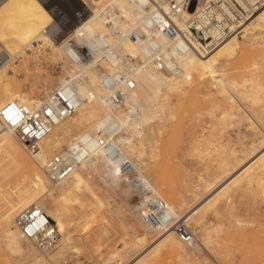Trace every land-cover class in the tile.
Instances as JSON below:
<instances>
[{"label": "bare ground", "instance_id": "obj_1", "mask_svg": "<svg viewBox=\"0 0 264 264\" xmlns=\"http://www.w3.org/2000/svg\"><path fill=\"white\" fill-rule=\"evenodd\" d=\"M70 1L76 4L69 7L72 10L82 4H97L103 0ZM114 2L124 16L136 15L132 12L129 0ZM189 13L190 10L183 15L188 16ZM87 18L84 27L88 34L103 29L99 18L90 13ZM51 19L41 0H0V52L9 55V60L0 65V108L11 100H18L29 106L39 104L63 80L64 75H58L55 84L51 85L49 79H46V84L42 83V92L36 94L34 88L37 86L38 68L35 67L34 81L28 87L29 60L32 57L36 59L37 54L60 58L65 73L73 74L77 69L85 76L83 80L77 79V92L85 97L89 92L95 95L84 99L70 116L59 121L39 141V149L35 152L28 151L18 141L15 132L0 122V176L4 179L6 175L13 173L19 180L13 191L5 192L0 198V242L4 246L0 249V259L14 260L17 264H62L64 254L72 251L82 253L85 244L92 251L87 254L98 255L100 264L101 261L103 264H154L158 254H169L184 260L190 258L195 262L203 260L207 263L206 257H199L197 253L201 248L206 249L207 230L215 226L203 223L204 219L200 217L197 225L201 231H205L198 238L196 232L188 227L192 215L200 208H211L213 211L210 209L208 215L211 213L210 217L219 219L233 208L232 198L235 194L241 193L254 182H259L264 175V109L255 111L245 103L248 101L252 105L259 101L264 81L259 80L257 73L246 77L245 69L238 72L241 74V83L229 75L231 68L241 65L254 55H257L258 60H253L252 64H262L264 67V4L241 25V35L232 34L209 49L201 48L195 43L196 50L182 54L170 51L168 70H157L143 55L141 48L127 38L110 39L116 48L141 59V65L134 70L136 84L129 93L127 106L117 111H112L102 98L104 89L100 85L99 70L93 66L73 64L58 42L51 40L43 32L51 24ZM155 39L160 44L166 43L165 37L159 33ZM46 47L50 49L48 54ZM103 66L107 67L106 64ZM206 76L212 77L216 88L211 93L215 107L220 108L221 102L217 94L224 100L237 103L239 107L235 112L232 105L227 107L224 101L221 102L225 117H215L208 134L213 137L214 129L220 126L228 129L229 136L232 133L238 136L244 126L241 127V124L246 123L245 132L249 135H243L247 138L246 142L239 137V147L234 143L224 155L216 152L212 159L217 163L216 171L199 187L190 186L189 193H185L184 190H176L167 184L162 194L150 173L151 167L155 165L153 160H157L160 133L170 120H176L174 111H177L178 106L194 101V95L203 85L202 79ZM40 94L41 99L38 98ZM107 128L113 129L114 135L107 134ZM76 139L82 141L81 148L86 155L76 163L66 178L52 180L45 171L46 161L65 147H72ZM202 139L208 141L207 137ZM221 148V144L219 147H212L215 151ZM204 153L207 156L211 154L206 148ZM3 158L12 162L9 169L2 164ZM125 159H129L133 167L129 173L123 174L119 171L118 164ZM4 185L1 183L0 188ZM217 186L212 195L198 207H193ZM81 188L92 190L89 191L90 194L93 193L91 201L80 195ZM105 191L124 194L138 192L141 197L153 201L156 198L164 200L174 221L183 224L193 234L194 240L190 244L182 242L172 227L162 230L150 228L140 214L138 201L130 200L120 208L116 205L113 208ZM74 199H78L79 207L68 208L67 202ZM32 205L41 208L51 221H55V226L59 227L55 242L42 250L23 236L14 221L18 212ZM203 212L201 210V214ZM112 215L120 217L121 220H118L122 223L121 229L124 227L128 236L123 249L116 248L109 252L110 240L118 238L115 234L117 229L112 228V223L115 222ZM233 221L237 225L243 224L238 217ZM70 224L77 228H74L73 233L76 232L77 238L84 243H77ZM103 250L106 252L103 253ZM7 251L14 255L13 259L8 257Z\"/></svg>", "mask_w": 264, "mask_h": 264}, {"label": "built area", "instance_id": "obj_2", "mask_svg": "<svg viewBox=\"0 0 264 264\" xmlns=\"http://www.w3.org/2000/svg\"><path fill=\"white\" fill-rule=\"evenodd\" d=\"M129 1L135 16H124L114 0L82 4L70 12L61 9L53 0H41L52 18L43 32L58 42L73 64L93 66L99 70L100 85L104 89L102 98L112 111L126 108L129 93L136 84L134 70L141 65V59L116 48L110 39L127 38L141 48L157 70H168L170 51L182 54L196 50L195 43L209 49L232 34L241 35V25L264 4V0ZM188 10L189 15L184 16ZM89 13L101 20L102 30L92 34L86 32L84 25ZM158 33L165 37V45L156 41ZM7 60L9 55L1 51L0 65ZM61 70L63 80L39 104L29 106L11 100L0 108V122L12 129L18 141L30 152L37 151L39 141L59 121L70 116L84 99L95 95L89 92L85 97L77 92V79H85L77 69L73 74L63 73L62 67ZM105 132L109 135L115 133L111 128ZM81 146L82 141L76 139L72 147H65L48 158L45 171L52 180H62L71 173L76 163L86 155ZM118 167L125 174L133 166L129 159H125ZM138 207L142 218L153 230L172 227L182 242L190 244L194 240L193 234L183 224L174 221L164 200L141 197ZM14 221L23 236L39 250L57 239V227L36 205L18 212Z\"/></svg>", "mask_w": 264, "mask_h": 264}, {"label": "rangeland", "instance_id": "obj_3", "mask_svg": "<svg viewBox=\"0 0 264 264\" xmlns=\"http://www.w3.org/2000/svg\"><path fill=\"white\" fill-rule=\"evenodd\" d=\"M53 2L61 9H66L68 12H70L71 10V8H69L70 6L72 5L76 6V4L72 3L70 0H53ZM45 50H46V54H48L50 51L48 47H46ZM47 56L48 57L46 56L44 57V55L42 54H37L36 59H34V57H32V59L29 58L31 59L29 60V62L31 63L29 64L30 71L28 72L29 74L27 79V86L30 87L31 82L34 81L33 78H35L34 77L35 67H37L38 79H36L37 86L34 88V92L36 94L42 92L41 87L46 84L47 82L45 81L46 79H49L50 84L53 85L55 84L56 81L55 78L58 77V75L59 76L62 75L61 74L62 60L60 58H59L60 60L58 58H54V59L53 57L50 58L49 54ZM50 59H52L53 62ZM253 60H258L257 55H254L253 57L249 58L241 65L236 66L235 68H231L229 75L231 74L237 82L241 83L242 82V79L240 77L241 74H238V72L245 69L247 74L246 77L248 76L250 77V75H253V73H257L259 80L264 81V67H262V64H258L257 66H254L252 64ZM202 80L204 83L202 86H200L196 95H194V101L189 103L186 102L184 105L178 106L177 111L176 110L174 111V113L176 112L175 114L177 121L175 119L170 120L167 127L163 129L160 133L161 140H160V145L158 146V156H156L157 160H153V162H155V165L151 167L150 173L154 177L153 178L154 183L159 185L162 194H164L163 191L165 190L167 184L173 186L176 190L179 191L184 190L183 192L186 191L187 193H189L190 186L199 187L200 184L210 179L212 177L213 172L216 171L217 163L214 160H212L216 155V152L220 153L221 155L222 154L224 155V153L227 152L228 147L234 145V143H236L235 145L239 147V142H238L239 137L242 138L244 142H246L245 139L247 138L246 136L243 135L245 133L249 135V133L245 132L246 123L241 124V127L243 125L245 127L243 126L241 130V134H239L238 136H236L235 133H232L229 136L228 129L221 128L220 126H217L216 130L214 129L213 137H211L208 134V129H210V126L212 125V123H214L213 119L219 116L225 117V115L223 116V111H222L223 110L222 108L224 106L223 103L221 104V102L224 101L227 107L232 105L235 108L234 110L235 112H237L239 107L237 103L235 104L231 100H226V99L224 100L223 97H221L218 94L216 96L218 100L221 99L219 105L220 108L215 107L216 103L213 101L211 96V93L216 91L215 85L213 84V79L211 76H206ZM259 95L261 96L259 101L255 102L252 105L248 101H245V103L247 102L251 106V108L254 109L255 111L264 109V90L260 92ZM38 98L40 99L42 98L41 94L38 95ZM205 137L208 138V141H204L202 139ZM220 144L223 147L221 148V150H219L220 152L212 149L213 146H215L216 148V146L219 147ZM205 148L207 150H210L211 153L209 154L210 156L209 155L207 156L204 153ZM221 151L224 152L222 153ZM1 162L2 164H4L5 167H8V169L12 166L11 165L12 162H10V160L6 158H3ZM17 179L18 176L15 177L13 173H9L8 175H6L4 179L2 176H0V180L3 181V182L0 181V184L1 183L2 185L3 183L5 184L3 188L2 187L0 188L1 189L0 198L5 194V192L8 193L14 190V185L17 184L19 181ZM20 184H24V182H20ZM249 187L244 188V190H242L243 192L241 191V193L240 192L238 193L239 195L235 194L233 196L232 200L234 201L233 204L234 206L233 208H231L229 212L230 214L227 212L228 215L225 213L223 216H220L219 219L217 217L216 220L215 217H210L211 213L210 215H208L209 214L208 211L211 208L210 209L200 208L202 212L204 211L202 214L204 213L206 214L205 216L201 214L200 209L196 210L195 213L192 215L191 224L188 227L189 229L194 230L196 232V236L198 238H200L201 237L200 234L205 231L204 229L201 231V229H199L200 226L197 225L198 219L200 217L204 219L203 223H208L210 225L213 224L212 226H215V228H209L207 230L208 234L205 236L207 239L206 249L201 248V250L197 253L199 257L205 256L207 259V263L203 262V260H199L195 262L190 258L189 259L186 258L184 260V259L176 258L172 255L170 256L169 254L168 255L165 254L166 256L165 255L163 256L162 254L160 255L158 254L156 256V259L155 257L152 259V260L154 259L156 260L154 264H264V191H263L264 175L262 176L259 182H254ZM217 188L218 186L215 187V189L213 188L210 192H208L209 195L207 194V196H204L201 200L198 201L199 203L196 202V204H194L193 207L194 208L198 207V205H200V203H202L206 198H208L210 194L212 195V193ZM89 191L91 192L92 190H89L88 188L85 189L81 188L79 193L82 197L84 196V198H86L87 201H91L93 193L90 194ZM107 192L108 191H105V194L107 197H109L108 199L110 203L113 205V208H116V206L121 207L122 204L124 203L126 204L130 200L139 201L141 197L138 192L137 193L130 192L127 194H124L121 191H120L121 193H119V191L110 192V193ZM122 194L125 196V198L127 197L129 200L123 198ZM111 196H113V199ZM120 201H122V203ZM0 203H1V199H0ZM66 206L70 209L72 208V206L73 208H77L79 207V201L78 199H74L73 201L67 202ZM212 211L213 210L211 209V212ZM112 216H113L112 219L115 220L114 224L112 223V228L117 229V230L115 229L116 231L115 230L114 231L116 237L118 238L115 241L110 240L111 241L109 245L110 247H108L107 250L109 252H112L113 249L116 248L123 249L127 244V236H128L127 230L124 227L123 229H121L122 223L121 221H119L121 220L120 217L116 215L115 217L114 215ZM236 217L240 218L243 224L241 225L234 224L233 220ZM53 222L55 223V221ZM68 222L70 223L71 219H68ZM72 225L73 224H70L71 230L73 229L72 230L73 233V231H75L74 228L76 227L73 228L74 225L73 226ZM56 226L58 229L59 228L58 225ZM89 232L91 233L92 230H89ZM75 234H76L75 237L77 238L76 232L73 233V237ZM76 238H74V240ZM79 239L80 238L76 239V241H78L77 242L78 244L84 243L82 239L80 240ZM199 241H201V239L196 240V243H198ZM2 245L3 244L0 242L1 250L4 248V246ZM83 247L82 249L84 251L82 253H76L72 251L70 253L64 254L62 257V264H81L84 262L87 264H100L99 262L100 260L97 259L98 255L93 254V256L92 255L89 256V254L87 253L90 251V248L88 246L85 247V244L83 245ZM90 252L92 253V251ZM102 252L104 253L106 252V250H103ZM7 254L9 258L11 259L14 258V255L12 253L7 251ZM103 263L104 262L101 261V264ZM0 264H17V263L14 260L7 261L4 259L3 260L0 259Z\"/></svg>", "mask_w": 264, "mask_h": 264}, {"label": "snow or ice", "instance_id": "obj_4", "mask_svg": "<svg viewBox=\"0 0 264 264\" xmlns=\"http://www.w3.org/2000/svg\"><path fill=\"white\" fill-rule=\"evenodd\" d=\"M13 123H15V121H13Z\"/></svg>", "mask_w": 264, "mask_h": 264}]
</instances>
